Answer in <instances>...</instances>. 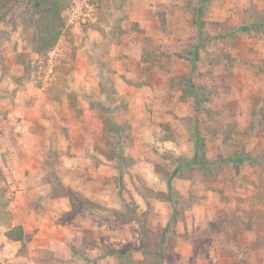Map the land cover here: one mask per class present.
Returning <instances> with one entry per match:
<instances>
[{"label":"rangeland","instance_id":"obj_1","mask_svg":"<svg viewBox=\"0 0 264 264\" xmlns=\"http://www.w3.org/2000/svg\"><path fill=\"white\" fill-rule=\"evenodd\" d=\"M76 1L39 55L32 0H0V114L11 80L38 102L44 189L23 214L44 210L34 230L57 238L3 242L22 213L0 192V245L17 264H264V0H96V21L71 24Z\"/></svg>","mask_w":264,"mask_h":264},{"label":"crops","instance_id":"obj_2","mask_svg":"<svg viewBox=\"0 0 264 264\" xmlns=\"http://www.w3.org/2000/svg\"><path fill=\"white\" fill-rule=\"evenodd\" d=\"M12 78V77H11ZM10 78V80H11ZM11 90L12 93L7 94L6 93V110L3 112V114H0V141L3 142L6 140L8 141L9 138L15 137L17 138V145L18 147L16 149L10 150V147L7 146V144H3L2 147L0 146V192H1V201L5 206V202H8V198L12 196L11 198L13 201L10 203V206L8 208L13 207V213L15 214H21L20 219H16L12 225H8L6 227V224H2V228L4 229L3 232H8L11 229L22 226L24 228V239L25 241L26 237H28V233L33 229H36L41 226V230L43 228V217H44V210H41L38 214L35 209L31 208L32 211H34L35 216H32L33 221L30 223L28 219H25L28 216H24L23 213H25V210L27 209V205L29 203L24 202L23 200L27 201H34L33 192L43 193V185L37 184L34 180V176L38 175L39 177L43 175V170L38 167H36L37 162L39 159H43V156L38 153V148L33 145L32 142L29 141L30 137L34 138V132L36 128L35 122L32 120L33 114L38 110V105L35 98V104H32L31 106H25L26 105V98L27 92L25 91L26 88H19L18 85L14 80H11ZM14 92V93H13ZM41 96V93L39 94ZM4 110V109H3ZM42 121V120H41ZM14 127V131L12 130ZM7 136L5 139L4 136ZM36 135V134H35ZM36 141V140H35ZM4 143V142H3ZM8 144L10 142L8 141ZM46 188V187H45ZM7 193V194H6ZM39 196V195H38ZM47 198L42 200L41 203L43 205L48 206L46 204L54 203L55 207L60 204L63 206L62 212H68L70 211V203L69 201H65L63 198H50L49 196H46ZM22 200V201H21ZM9 205V203L7 204ZM31 205V204H30ZM7 208V209H8ZM61 212V211H60ZM60 214V213H59ZM47 216L52 215L53 217L57 216V213L54 212H47ZM24 218L22 219V217ZM78 219H74L73 223L70 224L67 223L65 226V229L60 228V232H65L66 237H64L63 233H61L62 238H66V240H71L72 242H75V239H79L78 235L80 233H76V222ZM47 224V229L50 232L46 231L47 236H43V233L41 232H35V237H39L40 241L45 240L46 242H50L52 246H55L53 244L54 242H57V238L54 236H50L51 232L53 231V227ZM41 233V234H40ZM60 238V239H62ZM3 242L5 241L10 242V240L7 237V234H2ZM17 242V243H22ZM14 242V241H12ZM15 243V242H14ZM12 258L11 261H9V258ZM17 250H11L8 248V246L4 247L3 245H0V264H17V260H22L23 258L19 257ZM31 264V263H29ZM33 264H38L37 262Z\"/></svg>","mask_w":264,"mask_h":264},{"label":"trees","instance_id":"obj_3","mask_svg":"<svg viewBox=\"0 0 264 264\" xmlns=\"http://www.w3.org/2000/svg\"><path fill=\"white\" fill-rule=\"evenodd\" d=\"M64 4L62 0H32V18L35 26L36 34V47L35 51L39 55L48 54L58 43L62 34L63 28L66 26V19L63 16ZM105 122V121H104ZM106 123V122H105ZM104 123V124H105ZM113 127L120 130L122 127L113 122ZM200 145V146H199ZM198 149L202 146L201 140L196 141ZM193 161H201L200 163L206 165L207 162L199 158L196 154V158ZM238 163L242 162L243 159H236ZM186 164V163H185ZM184 164L182 163L183 166ZM171 182H168V186ZM170 189V188H169ZM64 190L63 196L68 198L74 208L77 202L76 197L72 192ZM85 204V202H83ZM116 216L122 215L123 211H114ZM126 214V213H125ZM131 216L130 214H126ZM134 220L132 216L128 222ZM24 228L17 226L7 232V237L14 242H21L24 239Z\"/></svg>","mask_w":264,"mask_h":264},{"label":"built area","instance_id":"obj_4","mask_svg":"<svg viewBox=\"0 0 264 264\" xmlns=\"http://www.w3.org/2000/svg\"><path fill=\"white\" fill-rule=\"evenodd\" d=\"M96 0H78L72 7L71 11L68 12L69 22L74 24L75 21L87 24L88 22L96 21V11L98 3ZM47 79L51 77L54 72V64L50 61V66L47 70Z\"/></svg>","mask_w":264,"mask_h":264}]
</instances>
